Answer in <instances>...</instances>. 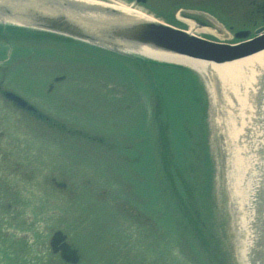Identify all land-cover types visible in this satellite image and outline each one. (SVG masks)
<instances>
[{"label":"rangeland","instance_id":"obj_1","mask_svg":"<svg viewBox=\"0 0 264 264\" xmlns=\"http://www.w3.org/2000/svg\"><path fill=\"white\" fill-rule=\"evenodd\" d=\"M92 1L230 46L264 29L245 0ZM119 50L0 21V264H69L56 232L77 264L264 261V85L212 95L196 68Z\"/></svg>","mask_w":264,"mask_h":264},{"label":"water","instance_id":"obj_2","mask_svg":"<svg viewBox=\"0 0 264 264\" xmlns=\"http://www.w3.org/2000/svg\"><path fill=\"white\" fill-rule=\"evenodd\" d=\"M61 1L63 9H75L78 12L93 15L99 13L108 17H120V13L98 6L79 5L70 1ZM146 0H138V3ZM0 18L24 21L22 25L40 31L62 35L100 48L120 52L125 46H142L161 52L186 57L193 60L224 64L245 58L264 50V37L242 43L237 46L218 44L201 39L184 30L161 22L133 21L97 22L88 19L73 18L61 13L44 11L33 4L32 0H19L14 3L0 2ZM249 32L235 34L237 39H247ZM22 110L37 113V109L13 92L4 93ZM65 187L64 184L58 185ZM50 245L54 252H60L61 258L69 264L80 261L78 251L68 243L67 237L56 232Z\"/></svg>","mask_w":264,"mask_h":264},{"label":"bare ground","instance_id":"obj_3","mask_svg":"<svg viewBox=\"0 0 264 264\" xmlns=\"http://www.w3.org/2000/svg\"><path fill=\"white\" fill-rule=\"evenodd\" d=\"M15 1H19V0H0V2H8V3H14ZM64 1H70L79 5L81 4V5L109 8L119 12L120 17L117 18L111 16L108 17L105 15H101L99 13L90 15L89 13L78 12L75 9L72 10L69 8L63 9V7L60 6L62 3L61 1H59V3H54L57 2V0H32L33 4L36 3V6L39 7L40 9H43L44 11L61 13L63 15L73 18L75 17L80 19H88L89 21H95V23L105 22V21L117 22V23L118 22L128 23L133 21H145V22L156 21L153 18L147 16L146 14L134 10L131 5H126L119 2H112L110 4H106L92 0H64ZM0 20H2L4 23L7 22L5 19L2 18H0ZM8 21L18 24H23L24 22L21 20L15 21L14 19H9ZM186 22L190 26L189 32L190 33L194 32L191 34H196V32H200V31L215 33V31L205 27L204 28L201 27V29L197 31L195 30L196 27L195 23L191 21H186ZM122 49L123 51L124 50L127 51L126 53L139 55L148 59L150 58L153 61H157V62L169 61L173 63L184 64L189 67L191 66L192 68H196L205 78L208 79L209 82H212V86L210 87L212 95L215 94V92H219V91H225V93L233 94L235 93V91L238 89L239 86L241 88V92L245 91L244 94H246L248 91L250 92L254 91L256 87L255 85L256 81H257V85L258 84L260 85L261 83L264 85V50L256 54L247 56L245 58L233 61L231 63L215 64V63L193 60L186 57H181L142 46H134V45L131 47L125 46ZM256 189L257 187H255L254 190L253 189L248 190L246 197H244L243 199H248V195L251 193L249 200L251 202L254 201L253 200L254 195L255 193L258 192V189L257 190ZM239 194H242V192H240ZM244 252L245 250H243V253ZM244 258H245L244 264H249V262L250 264H264L263 260L258 261L257 259V262L255 263L252 260L248 261L246 255L244 256Z\"/></svg>","mask_w":264,"mask_h":264},{"label":"flooded vegetation","instance_id":"obj_4","mask_svg":"<svg viewBox=\"0 0 264 264\" xmlns=\"http://www.w3.org/2000/svg\"><path fill=\"white\" fill-rule=\"evenodd\" d=\"M244 5L246 9L243 12H245L244 17L247 18V21H251V22L254 21L255 24L258 18H261L264 21V0H245ZM247 5L253 7V9L252 10L248 9ZM244 30H249V29H244ZM262 31H264L263 27H260L259 29H255L257 35H255L253 38L260 36L261 35L260 32ZM263 34L264 33H262V35Z\"/></svg>","mask_w":264,"mask_h":264},{"label":"trees","instance_id":"obj_5","mask_svg":"<svg viewBox=\"0 0 264 264\" xmlns=\"http://www.w3.org/2000/svg\"><path fill=\"white\" fill-rule=\"evenodd\" d=\"M178 70H180L182 73H185V74L187 73V71L185 69H183V68H178ZM186 75H188V74H186Z\"/></svg>","mask_w":264,"mask_h":264}]
</instances>
